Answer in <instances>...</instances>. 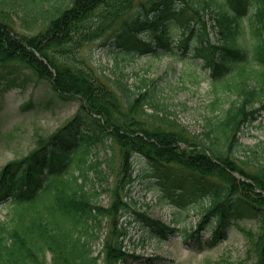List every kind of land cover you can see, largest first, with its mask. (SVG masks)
<instances>
[{
    "label": "trees",
    "instance_id": "16d2710c",
    "mask_svg": "<svg viewBox=\"0 0 264 264\" xmlns=\"http://www.w3.org/2000/svg\"><path fill=\"white\" fill-rule=\"evenodd\" d=\"M29 1L36 10L33 16L26 13L30 19L23 18L29 33L17 31L9 11L0 7V66L9 73L19 66L29 69L51 82L61 98L79 99L81 108L62 128L38 137L28 155L0 171V201L8 206V218L0 221V264H119L132 255L124 246L127 228L120 219L130 207L126 187L134 180L135 154L167 176L188 171L202 180L204 190L213 187L200 229L214 217V231L220 235L235 213H264V157L256 162L238 154L245 148L242 128L264 110V0H230L236 13L218 0L210 2L218 24L215 41L203 17L208 0L204 6L186 2L179 8L176 0H145L136 17L131 11L139 0ZM250 4L253 12L243 25L241 8ZM169 13L179 34L177 47H195L211 70L215 99L202 135L178 121L145 79L135 92L123 73L116 79L104 77L86 57V47L115 33L123 50L149 53L170 45ZM199 22L204 33L196 35L190 48ZM225 91L233 98L220 106L219 92ZM106 137L119 149L117 153L109 145L112 181L100 167L103 160L89 157L98 142L106 144ZM92 170L99 185L90 176ZM107 188L112 199L106 206L97 198ZM154 222L164 233L166 226ZM250 238L256 264H264V225ZM101 239L96 253L94 245Z\"/></svg>",
    "mask_w": 264,
    "mask_h": 264
},
{
    "label": "rangeland",
    "instance_id": "374dc122",
    "mask_svg": "<svg viewBox=\"0 0 264 264\" xmlns=\"http://www.w3.org/2000/svg\"><path fill=\"white\" fill-rule=\"evenodd\" d=\"M60 1L49 0L47 3L57 4ZM142 1L145 2L139 0L134 11H131L135 17L138 11L142 10ZM213 1H207L210 7L204 8L203 17L208 22L210 38L215 41L219 33L218 24L213 20ZM218 1L225 4L229 10L237 12L230 0ZM186 2L201 6L205 4V0H176L174 4L179 8L180 5H187ZM0 7L9 11L17 31L30 32L23 18L30 19L31 14L36 15L31 1L0 0ZM252 9V4L241 8L243 25L253 12ZM186 14L191 15V12ZM165 19L169 24L168 32L173 34L172 40L170 45L160 46L155 53L123 50L125 46H121L115 33L86 47V57L92 61L93 68L103 76L110 75L116 79L123 73L122 79L128 82L135 92L145 79L148 86L154 87L155 98L166 104L178 121L191 132L202 135L208 129L209 118L212 116L210 106L215 99L210 69L203 65L201 58L193 54L195 47L190 50L191 53L183 51V47L177 48L175 41L179 34L174 30L176 22L173 20V14L165 15ZM147 31L143 29L140 32L145 34ZM194 32L196 34L189 40L190 48L194 45L196 35L204 33L202 22L195 24ZM229 93L230 91L222 94L219 92L220 106H227L233 98ZM80 108L79 99L61 98L53 90L51 82L45 78L38 79L29 69L19 66L16 72L9 73L7 68L0 66V171L10 161L20 160L28 155L36 147L38 137H48L62 128L74 118ZM83 128L86 129V125L83 124ZM240 140L245 148H240L239 156L248 155L256 162L262 160L264 110L257 119L242 128ZM111 143L119 153L118 146L110 137H106V144L98 142L89 156L92 161L97 158L103 160L100 167L110 175V181L112 169L109 167V155L113 154V148L109 146ZM250 148L254 149L253 153H250ZM134 156V180L127 188L130 207H127L121 219L128 234L124 246L132 255H127L119 264L257 263V253L250 236H256L260 232L264 225V213L258 211L256 214H245L241 217L235 213L232 218H227L225 234L217 239L213 231L217 224L214 217L211 224L201 230L200 237L197 232L191 234L198 228L203 206L211 201L213 187L204 190L202 180H198L188 171L174 177H171V174L167 176L147 158L138 154ZM119 160L117 155L116 163ZM90 172V176L99 185L100 180L96 179L95 170ZM92 184L93 182L89 181V186L92 187ZM103 186L109 185L105 183ZM111 199L112 191L107 188L101 192L97 201L107 206ZM180 199H184V202ZM7 213V206L0 204V221L8 218ZM156 220L174 230H168L166 236L163 235L157 223L153 222ZM184 228L190 233L189 236L183 232ZM249 229L251 234H245ZM102 239L94 245L96 253L102 249Z\"/></svg>",
    "mask_w": 264,
    "mask_h": 264
}]
</instances>
